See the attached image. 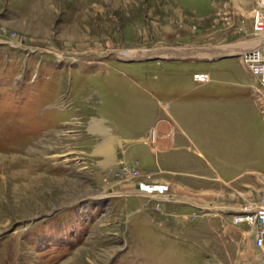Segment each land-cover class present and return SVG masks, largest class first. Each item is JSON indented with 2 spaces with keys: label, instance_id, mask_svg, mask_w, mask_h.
<instances>
[{
  "label": "rangeland",
  "instance_id": "rangeland-1",
  "mask_svg": "<svg viewBox=\"0 0 264 264\" xmlns=\"http://www.w3.org/2000/svg\"><path fill=\"white\" fill-rule=\"evenodd\" d=\"M253 3L0 0V264H261L253 225L231 214L264 185V96L243 56L259 42ZM203 72L218 81L196 87ZM203 93L221 110L197 140L210 162L170 132ZM104 134L129 158L108 160ZM175 165L195 194L175 188Z\"/></svg>",
  "mask_w": 264,
  "mask_h": 264
},
{
  "label": "crops",
  "instance_id": "crops-1",
  "mask_svg": "<svg viewBox=\"0 0 264 264\" xmlns=\"http://www.w3.org/2000/svg\"><path fill=\"white\" fill-rule=\"evenodd\" d=\"M257 5H258V0H257L256 4L253 3V5L251 6V7L254 6L252 9L253 13L255 12ZM212 77H214V78H212ZM212 77H211L212 80L210 79L209 82H206V83L200 82V83L196 84V87H204L205 88L214 82L216 83L218 81V78L216 76H212ZM256 82H258V79L255 77V84L253 85V87L251 89V94H253L257 89ZM182 96H184V95H180V97H182ZM216 99H219V97H213V96L208 95L206 93L200 94L198 96H191V97L187 98L185 100V104H182L180 106L181 109H179V108L175 109L176 113L181 115L180 117H182L183 123H181L178 120V118L176 117V113H173L172 111L170 112L171 116H170L169 120L173 121L172 125H174L173 126L174 128L170 129L171 134L173 133L172 134L173 136L171 135V140L174 141L176 148L181 146V149H185V151H188V152L191 150V148L194 147V145L197 146V149L200 151V155H202L204 157V159L199 158L197 160L198 162H206V161L210 162V160L205 158V153L201 149H199L197 140L201 139L202 133L207 128L206 127L207 124H210L211 122H213L214 118H216L221 112V110H219V112H217L213 107ZM167 107H169V106H166V108ZM159 115H160V113H159ZM165 117L166 116H164V121H163L164 126L166 125V121L168 123V119H166ZM174 121L180 127V131L182 133H184V134H181L182 135L181 137H184L183 139L178 138L177 134H176V136L174 135L175 130L177 131V129H178V128L176 129ZM185 123L188 124L187 127L185 126ZM195 123H196V125H194ZM149 130H150V128H148L147 132H149ZM145 131H146V128H142V129H140V131H138V129L135 130L134 131L135 133H139V135H136V136L135 135L123 136L117 131L119 133V134L117 133V135H118V138H120L121 140L125 137L126 139L130 138L133 141H135V139H136L137 140L136 142H139L138 139H140V138L143 139V137L145 136ZM158 133H159V131L157 132V137H160V134L158 136ZM169 139H170V137H169ZM169 139L166 136V128L162 129V127H161V140L163 142H165V145H166L168 143ZM121 142L115 144V152L113 155V160H117V159L119 160V158H123V159L129 158V153H130L129 147H127L129 149L126 148L125 156L122 157L120 155L122 152L119 151L120 150L119 147L120 146L124 147V145H125V144L123 145L124 141L122 143ZM142 143H143V145H145L144 141ZM117 147H118V149H117ZM130 147H133V146H130ZM141 148H138L135 151H133L132 155H137L138 157H141L142 162L145 165V156H146L145 146H143V147L141 146ZM189 156H192V155H189ZM110 160H111V158H110ZM180 161H182V159ZM193 162H195V160H193ZM174 171H175V176H176L175 180H178L177 182H175L177 184L174 183L175 188H177V189L181 188V190L179 189L180 191H182V189H183L184 193H186V194H195V192L197 191V185H195L192 181H187V180L185 181L186 176H184V177L182 176L183 174H187L188 176H192V174H194V171H183V167L182 166L178 167V165H175ZM178 172H179V174H178ZM191 178L192 177H190V179ZM236 210H237V207L234 208V210L232 211L231 214L233 215ZM240 228H242V226Z\"/></svg>",
  "mask_w": 264,
  "mask_h": 264
},
{
  "label": "bare ground",
  "instance_id": "bare-ground-1",
  "mask_svg": "<svg viewBox=\"0 0 264 264\" xmlns=\"http://www.w3.org/2000/svg\"><path fill=\"white\" fill-rule=\"evenodd\" d=\"M262 14V15H264V0H258V5H257V8H256V10H255V12H254V15H253V17L255 18V24L257 25V24H261V23H256V21H257V19L259 20V19H262V21L264 22V16L262 17V18H259V14ZM255 25V26H256ZM263 29H264V26L262 27V28H257V27H255V30H254V33H255V38L254 39H258L259 40V42L256 44V45H254L253 47H251L250 49H248L247 51H245L244 52V54H243V56H244V58L246 59V55L248 54V53H250V52H252L253 51V49H257L258 48V50H259V52H260V56L262 57V58H264V31H263ZM243 45V43H241L240 45H235V46H231L230 48H225V52H221L222 54H228V53H235V52H241L243 49H241V46ZM246 47H248L247 45H246ZM184 50V49H183ZM244 51V50H243ZM179 52V51H178ZM183 52V51H182ZM147 53L148 52H136V53H134V54H130V55H122V56H125V57H136V56H139V55H141V54H145L144 56H146L147 55ZM175 55H178L179 56V54L177 53V52H175L174 53ZM197 54V53H196ZM195 54V55H196ZM216 54V53H215ZM214 54V55H215ZM150 55V54H149ZM262 61L261 59H258L257 61H256V65H255V68H254V66L252 67L251 66V64H249L248 63V61L246 62V64H247V66H248V68H249V70L252 72V74L258 79V83H259V86H258V88H259V94L260 95H262V96H264V91L262 90V82H261V75L257 72V70H255L256 68H257V62L258 61ZM205 73H207V72H205ZM210 80V75H209V73H207V80H205V81H209ZM93 127H95V129H97L98 130V128L99 129H101V125L99 124V122H97V121H95L94 122V125H93ZM149 138L151 139V140H155L157 137H156V135H155V137L154 138H151L150 136H149ZM104 139H105V141H103V144H104V151L105 152H107L106 154L109 156L108 157V160L110 159V158H112L113 157V154H114V149L112 150V146H113V144H114V142L117 140L115 137H113V135H106V134H104ZM118 141V140H117ZM119 142V141H118ZM122 169H124V170H129L130 168L129 167H127V166H123L122 167ZM129 172V171H128ZM130 172H132V171H130ZM129 172V173H130ZM131 175H133V176H136L135 174H133V173H131ZM138 175V174H137ZM131 177V176H130ZM128 178H129V176H128ZM143 186H145V184L143 183ZM167 188H164L163 189V192L166 190ZM262 189V188H261ZM140 190H142V191H144L146 194H148V193H151V192H153V191H151V190H145V188H142L141 186H140ZM156 192V191H155ZM260 193H261V191H260ZM260 197H262V196H260ZM257 204L258 203H255L254 205H250V206H247V207H244L242 210H240V211H238V214L239 213H241V214H243V215H250L253 211H254V208L257 206ZM245 220H241L240 222H248V223H250V224H252L253 225V227H254V232H255V236H256V239H257V230H256V226H258V221L257 220H255V219H252V218H250V217H245L244 218ZM261 219H263V215L261 216ZM237 222V221H236ZM260 247V246H259ZM260 249H261V252H262V254H261V258H260V261H261V264H264V260H263V254H264V252H263V249L260 247Z\"/></svg>",
  "mask_w": 264,
  "mask_h": 264
},
{
  "label": "built area",
  "instance_id": "built-area-1",
  "mask_svg": "<svg viewBox=\"0 0 264 264\" xmlns=\"http://www.w3.org/2000/svg\"><path fill=\"white\" fill-rule=\"evenodd\" d=\"M259 14V13H258ZM264 15L262 14H259V18H262ZM261 23V24H255L257 28H262L264 26V22L262 21V19H257L256 23ZM264 31V29H263ZM258 59H261L262 61H258L257 62V68L255 70H257V72L261 75V82H262V90L264 91V58H262L260 56V52L257 49H253L252 52L248 53L246 55V60L248 61L249 64H251V66L255 68V65H256V61ZM196 79L199 80V81H205L207 80V73L203 72V73H197L196 74ZM156 135L157 137V134H156V131L155 129H152L151 130V133H150V137L151 138H154ZM153 141V140H152ZM132 171V172H129ZM131 173L137 175L139 174V171L138 169H135V168H130L129 170H124L122 168L116 170V175H120L122 176L123 178H128V176L130 177H133V175H131ZM142 188H145V190H151V191H159V192H163V189L164 188H168L166 185H163V184H159V186H155V185H150L148 183H145V186H141ZM260 196L262 197H259L258 201H257V206L254 208V211L250 214V215H243L241 213L238 214V209L235 211V213L233 214L234 215V220L237 221V222H240L241 220H245L244 218L245 217H250L252 219H255L258 221V226H256V230H257V239H256V243L258 246H260L262 249H263V252H264V185L261 189V193H260ZM263 215V219H261V216ZM263 260H264V254H263Z\"/></svg>",
  "mask_w": 264,
  "mask_h": 264
}]
</instances>
